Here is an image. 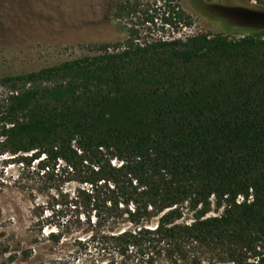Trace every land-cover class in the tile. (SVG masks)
I'll return each instance as SVG.
<instances>
[{
  "label": "trees",
  "instance_id": "trees-1",
  "mask_svg": "<svg viewBox=\"0 0 264 264\" xmlns=\"http://www.w3.org/2000/svg\"><path fill=\"white\" fill-rule=\"evenodd\" d=\"M154 2L147 23L192 27L181 0ZM254 33L133 32L0 79V187L18 166L39 236L81 231L111 264H264V24Z\"/></svg>",
  "mask_w": 264,
  "mask_h": 264
},
{
  "label": "rangeland",
  "instance_id": "rangeland-1",
  "mask_svg": "<svg viewBox=\"0 0 264 264\" xmlns=\"http://www.w3.org/2000/svg\"><path fill=\"white\" fill-rule=\"evenodd\" d=\"M120 1L0 0V79L96 55L97 46L122 42L133 32L146 38L204 33L241 39L256 37L254 30L264 24V13L248 0H181L193 25L177 33L158 20L146 22V16L161 2L156 6L154 0H129L126 8L137 6V13L129 15L128 10L118 9ZM18 175V166H9L4 176L8 187H0V264H111L112 259L87 242L81 231L57 245L48 240L54 226H47L39 236L33 202L11 186ZM75 186L68 184L66 189L71 191ZM43 200L45 197L38 195L37 201ZM221 212L214 206L209 216Z\"/></svg>",
  "mask_w": 264,
  "mask_h": 264
}]
</instances>
